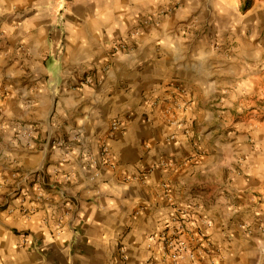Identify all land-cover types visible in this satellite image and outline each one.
Instances as JSON below:
<instances>
[{"label":"crops","instance_id":"crops-1","mask_svg":"<svg viewBox=\"0 0 264 264\" xmlns=\"http://www.w3.org/2000/svg\"><path fill=\"white\" fill-rule=\"evenodd\" d=\"M0 34V264H166L181 207L202 264H264V0H0Z\"/></svg>","mask_w":264,"mask_h":264},{"label":"built area","instance_id":"built-area-1","mask_svg":"<svg viewBox=\"0 0 264 264\" xmlns=\"http://www.w3.org/2000/svg\"><path fill=\"white\" fill-rule=\"evenodd\" d=\"M126 49V45L117 44L112 51L115 53ZM119 126L120 123L114 121L111 130L117 131ZM190 217L189 208H176L173 226L153 237L160 243L162 259L166 264H202L204 252L193 246L191 231L187 229ZM245 230L250 234L246 227Z\"/></svg>","mask_w":264,"mask_h":264},{"label":"trees","instance_id":"trees-1","mask_svg":"<svg viewBox=\"0 0 264 264\" xmlns=\"http://www.w3.org/2000/svg\"><path fill=\"white\" fill-rule=\"evenodd\" d=\"M249 6V4H244L243 9H246Z\"/></svg>","mask_w":264,"mask_h":264},{"label":"rangeland","instance_id":"rangeland-1","mask_svg":"<svg viewBox=\"0 0 264 264\" xmlns=\"http://www.w3.org/2000/svg\"><path fill=\"white\" fill-rule=\"evenodd\" d=\"M0 36H1V34H0ZM2 38H3V37L1 36L0 39H2ZM0 41H1V40H0Z\"/></svg>","mask_w":264,"mask_h":264}]
</instances>
